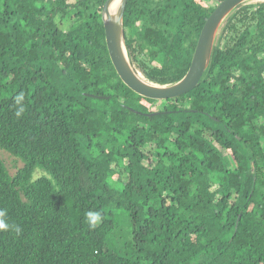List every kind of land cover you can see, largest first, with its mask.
Wrapping results in <instances>:
<instances>
[{"label": "trees", "instance_id": "1", "mask_svg": "<svg viewBox=\"0 0 264 264\" xmlns=\"http://www.w3.org/2000/svg\"><path fill=\"white\" fill-rule=\"evenodd\" d=\"M103 1L0 0V148L22 162L0 158V210L21 229L0 230V264H264V2L229 14L193 89L154 100L117 76ZM213 7L127 0L135 68L181 78Z\"/></svg>", "mask_w": 264, "mask_h": 264}, {"label": "water", "instance_id": "2", "mask_svg": "<svg viewBox=\"0 0 264 264\" xmlns=\"http://www.w3.org/2000/svg\"><path fill=\"white\" fill-rule=\"evenodd\" d=\"M248 1L250 0H221L216 3L198 32L185 73L172 83L160 84L150 81L144 75L140 76V71L130 60L123 24L127 0H104L100 10L104 41L117 76L130 90L149 99L167 100L190 91L200 82L209 66L213 46L225 19L239 5L248 4ZM255 1L253 3L264 2Z\"/></svg>", "mask_w": 264, "mask_h": 264}, {"label": "rangeland", "instance_id": "3", "mask_svg": "<svg viewBox=\"0 0 264 264\" xmlns=\"http://www.w3.org/2000/svg\"><path fill=\"white\" fill-rule=\"evenodd\" d=\"M197 1L202 5V7L215 6L216 5V2L213 0H197ZM253 2H256V1L250 0L247 3L252 4ZM55 20L59 26H61L63 29H67L71 18L68 16H63L62 14H57ZM126 34L128 37H132L133 36L132 28H127ZM154 107H158V104H156V105L154 104L153 108ZM262 139L264 140V138H262ZM150 148H152V147L147 146V147H144V150L148 154V156H146L147 159L150 160L151 162H154V160L152 158L153 156L151 155L152 153L149 151ZM0 158L4 161L7 169L9 170V172L11 174L16 170V168L18 166H20L22 164V162L19 158L13 156L11 153H9L8 151H6L5 149H2V148H0ZM146 162L148 163V161H146ZM112 166L115 168L114 177H117L122 172V170L120 168H118L117 166H115V164L113 162H112ZM39 175H49V174L45 169H43L41 167H36L33 170L31 177L33 178V177L39 176ZM124 176H125V174H124ZM115 242L116 241H114V243L112 242V245H114Z\"/></svg>", "mask_w": 264, "mask_h": 264}, {"label": "clouds", "instance_id": "4", "mask_svg": "<svg viewBox=\"0 0 264 264\" xmlns=\"http://www.w3.org/2000/svg\"><path fill=\"white\" fill-rule=\"evenodd\" d=\"M23 98V93L15 97V103L20 106L15 112V115L17 117L21 116V114L25 111V108L22 103ZM5 215L6 212L4 210H0V230H8L10 227H12L17 233H19L21 229L18 226L9 225L6 220L3 219ZM85 215L90 228L97 227L101 222L102 217L99 211H88Z\"/></svg>", "mask_w": 264, "mask_h": 264}, {"label": "bare ground", "instance_id": "5", "mask_svg": "<svg viewBox=\"0 0 264 264\" xmlns=\"http://www.w3.org/2000/svg\"><path fill=\"white\" fill-rule=\"evenodd\" d=\"M139 75H140V76H143L140 72H139Z\"/></svg>", "mask_w": 264, "mask_h": 264}]
</instances>
